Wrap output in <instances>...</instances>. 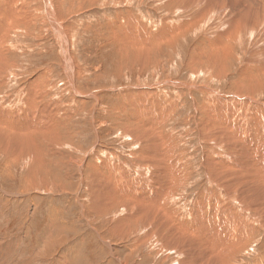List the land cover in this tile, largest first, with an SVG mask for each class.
<instances>
[{
	"label": "rangeland",
	"instance_id": "rangeland-1",
	"mask_svg": "<svg viewBox=\"0 0 264 264\" xmlns=\"http://www.w3.org/2000/svg\"><path fill=\"white\" fill-rule=\"evenodd\" d=\"M202 1L204 9L211 7L209 0ZM0 2V134L5 127L10 136L0 135V264H59L60 258L67 264H202L206 248L215 252L219 243L242 233L245 240L231 252L230 264H258L264 255V228L257 218L258 211L264 214L263 197L244 186V171L251 163L246 151L257 141L252 143L246 133L250 123L245 107L235 111L229 105L237 104L232 98L239 91L235 83L248 84L255 74L258 64L249 56L264 39V26H257L251 37L240 32L230 55L223 59L219 54L215 71L211 68L218 50L211 46L190 58L212 25H218L214 31L232 23L228 9H214L213 15L197 21L195 0ZM249 5L240 2L243 18ZM188 22L195 23L184 27ZM59 25L67 54L57 35ZM130 40L143 44L137 48L126 43ZM69 66L74 68L73 83ZM149 90L159 102L140 100L138 93ZM215 94L223 97L218 107ZM256 94L264 103V87ZM131 131L146 133L148 144L157 143L149 142L152 135L163 138L156 146L163 149L158 148V163L148 173L141 162L137 167L136 154L146 144L135 143ZM144 150L139 155L151 154V149ZM222 164H230L235 173ZM118 180L143 186L141 193L152 209H128L132 181L118 189ZM111 189L116 190L107 191ZM157 194L171 208L168 214L157 209ZM247 206L248 212L243 210ZM172 212L180 219L176 226L190 229L197 228L194 218L203 213V238L198 242L187 239L185 230L176 233L169 222ZM208 260L205 264L217 262L213 256Z\"/></svg>",
	"mask_w": 264,
	"mask_h": 264
},
{
	"label": "bare ground",
	"instance_id": "bare-ground-1",
	"mask_svg": "<svg viewBox=\"0 0 264 264\" xmlns=\"http://www.w3.org/2000/svg\"><path fill=\"white\" fill-rule=\"evenodd\" d=\"M46 2H49V0H45ZM191 1V0H190ZM248 2V1H250L251 2V5H249V7H250V11L248 12L249 13V15H248V17L247 18H243L242 17V14L239 12V10H240V2ZM180 2V1H179ZM187 2V1H186ZM205 2V1H204ZM1 3V2H0ZM9 3V2H8ZM202 3H203V1L202 0H195V2H193V5H194V7H193V10H195V11H199V13H200V16H199V19L197 20V21H200V20H203V19H206L207 17H209V16H211V14L214 12V9L216 10V9H218V10H220V11H223L224 12V10H226V9H228V10H230V15H231V17H232V20H230V23L231 24H228V22L227 23H225V24H223V25H221L220 24V27L218 28V29H216V30H214V31H212L214 28H216L215 26H213L212 25V29L210 30V28H209V30L210 31H208L209 33H207L209 36L208 37H206V40L204 41V39L201 41V44H202V46H197V47H194L193 48V51H192V56H191V60L193 59V58H195L197 55L200 57V56H202V54L204 53V51H205V49H206V47H207V45H209V46H211V49L213 50V51H215V50H218V52L216 51L214 54V56H213V66H212V68L211 69H213V70H215V68H216V66L218 67L219 65H220V63H221V56H219V54H221L222 55V57H223V59L224 58H226V57H228L229 55H230V51H231V45H232V40L234 39V38H236V37H240V32H241V36H243V37H248V36H253L256 32H257V29H256V27L257 28H259L260 27V29L261 28H263V26H264V0H209V3H210V5H211V7L209 8V9H204V5H202ZM206 3V2H205ZM26 4V3H25ZM55 5V4H54ZM219 7H218V6ZM245 5H246V3H245ZM247 5H248V3H247ZM21 6V5H20ZM242 6H244L243 5V3H242ZM188 7V6H187ZM245 7V6H244ZM17 9V8H16ZM189 9V8H188ZM245 9H247V8H245ZM19 10V9H18ZM52 11H54V10H52ZM244 10H242L241 12H243ZM222 12V13H223ZM24 13V12H23ZM52 13V12H51ZM245 13H247V12H245ZM221 14V13H220ZM227 14H228V11H227ZM252 16H251V15ZM34 15V14H33ZM51 15V14H50ZM127 15V14H126ZM213 15V14H212ZM1 16V15H0ZM49 16V15H48ZM53 16V15H52ZM51 16V17H52ZM132 16V15H131ZM222 16V15H221ZM226 16V15H225ZM124 17V16H123ZM223 17V16H222ZM229 17V16H228ZM27 18V17H26ZM53 18V17H52ZM23 19V18H22ZM234 19V20H233ZM127 20V19H126ZM125 20V21H126ZM225 20V19H224ZM53 21V20H52ZM54 21H56V20H54ZM129 21V20H128ZM137 21V20H136ZM196 21V22H197ZM226 21V20H225ZM229 21V20H228ZM234 21V22H233ZM9 23V21H7L6 20V23ZM1 23V22H0ZM56 23H57V21H56ZM195 22H188V23H186L185 25H184V27H189V26H192L193 24H194ZM59 24V23H58ZM129 24H131V23H129ZM1 25V24H0ZM9 25V24H8ZM7 25V26H8ZM61 25V24H60ZM58 26V29H59V33L57 34L58 35V38H60L59 39V41H61V42H63L64 43V50H65V52H66V54H67V52H68V47H67V41H66V35H65V33L64 32H61V30H62V28H61V26ZM231 25V26H230ZM140 26V25H139ZM209 26H211V25H209ZM1 27V26H0ZM141 27V26H140ZM6 28V27H5ZM143 28V27H142ZM172 28V27H171ZM174 28V27H173ZM130 29V28H129ZM134 29V28H133ZM176 29L177 30H179V27H177V28H175V33H176ZM264 29V28H263ZM164 30H166V28H163V31ZM5 31V30H4ZM129 31V30H128ZM2 32V31H1ZM112 32V31H111ZM115 33V32H114ZM174 33V30H172L171 31V33L170 34H173ZM259 33V32H258ZM257 33V34H258ZM206 34V35H207ZM110 35H112V34H110ZM130 35V34H129ZM114 36V35H113ZM256 37V36H255ZM0 38H2L1 36H0ZM147 38V37H146ZM253 38V37H252ZM3 39V38H2ZM68 39V38H67ZM247 39V38H246ZM251 39V38H250ZM259 39V38H258ZM69 40V39H68ZM123 40V39H122ZM133 40H134V38H133ZM239 40V39H238ZM137 41V40H136ZM141 41H144V40H141ZM250 41H252V40H250ZM259 41V40H258ZM207 42H208V44H207ZM245 42H246V40H245ZM244 42V43H245ZM126 43H129L131 46H134V47H140V46H142V42H134V41H132V40H130V41H127ZM243 43V42H242ZM141 44V45H140ZM136 45V46H135ZM244 45V44H243ZM120 46V45H119ZM249 46V45H248ZM251 46V45H250ZM68 48V49H67ZM143 47H141V49H142ZM252 48H253V46H252ZM252 48H250V49H252ZM126 49V48H125ZM125 49L123 50V51H125ZM210 49V50H211ZM248 52V51H247ZM121 54H122V51H121ZM120 54V55H121ZM247 54V53H246ZM251 54V53H250ZM249 55V54H248ZM247 55V56H248ZM63 57V56H62ZM69 57V56H68ZM212 57V56H211ZM251 57V58H250ZM64 58V57H63ZM249 58L251 59V62L253 63H257L258 65L256 66V68H255V70L254 69H252L253 71H255L254 73V75L251 77V79H250V81H249V83L248 84H245V83H243V82H240L239 80L237 81V83H235V86H237V89L239 90L238 91V93L237 94H235V95H232V98H233V102H235V103H237V104H232V103H230L231 105H229V106H232L234 109H235V111L236 110H239L240 109V107H241V105H243V107H245V112L244 113H246V116H248V118L249 119H247L248 121H247V125L250 123V125H249V128H248V130L246 131V133H248L249 134V138H250V140H251V142L253 143V138H255L256 139V141H257V143H256V145L255 146H250L249 148H247V151H246V155H248V159H250L251 160V163H250V165H248L247 166V168H246V171H244V172H246L245 173V177H246V181H247V183H245V187H246V189L248 190H251L252 192H254V194L256 195V193H259L260 194V196L262 195V197L263 198H261L260 197V199H262L263 200V203H264V103L261 101V100H258V99H256V92L260 89H263V87H264V39L259 43H257V44H255L254 45V50H253V53H252V55L251 56H249ZM70 60H68V62H69ZM247 61H249V60H247ZM246 62V61H245ZM69 63H72L71 61L69 62ZM69 63L67 64V65H69ZM71 65V64H70ZM251 66H253V65H251ZM249 66H247V67H245V69H244V72H247V68H248ZM208 68V67H207ZM73 67L72 66H69V71L71 72V75H69V77H70V79H71V82L73 83L74 82V80H72V74H73ZM215 71H217V70H215ZM240 73V72H239ZM70 74V73H69ZM242 77V76H241ZM38 78H40V76L38 77ZM1 84V83H0ZM204 88V87H203ZM204 91L206 92V93H210V94H214L215 92H212L211 90H209V89H207V88H204ZM151 93H154V91H152V90H149V91H142V92H139L138 93V97H140L141 99V101H145V100H147V99H150V101H155V102H159V99H157L156 98V96H155V94H152L151 95ZM207 95V100H209V101H211L212 100V96L211 95ZM76 95H79V96H82L81 94H79V93H76ZM217 95H220L219 93L217 94ZM216 94L214 95V96H216L215 98H213V100H214V102H217V107H218V105L219 104H221L222 102H223V97L221 98L220 96H217ZM83 97V96H82ZM85 97V96H84ZM225 98V97H224ZM229 99H231V97H229ZM29 101V100H28ZM231 101V100H230ZM30 102V101H29ZM155 102L153 103V105L155 104ZM226 102V101H225ZM147 103V102H146ZM25 104H27V103H25ZM29 105H34L33 104V102H32V104H29ZM224 105V104H223ZM28 106V105H27ZM206 106V105H205ZM220 106V105H219ZM228 106V105H227ZM227 106H226V108H227ZM24 107V106H23ZM50 107V108H49ZM48 108L49 109H51L52 107L51 106H49ZM157 107V106H156ZM224 107V106H223ZM45 108H46V106H45ZM158 108H159V105H158ZM232 108V109H233ZM31 109V108H30ZM32 109H33V107H32ZM145 109L147 110L148 109V107H145ZM150 109V108H149ZM201 109H206V107H201ZM231 109V110H232ZM29 110V109H28ZM46 110H48V109H46ZM142 110H144V109H142ZM145 110V111H146ZM197 110V109H196ZM207 110V109H206ZM228 110V109H227ZM22 111V110H21ZM20 111V112H21ZM33 111H34V109H33ZM38 111V110H37ZM43 111V110H42ZM50 111H52V110H50ZM55 111H56V109H55ZM219 111V110H218ZM230 111V110H229ZM228 111V112H229ZM234 111V110H233ZM243 111V110H242ZM29 112V111H28ZM36 112V111H35ZM220 112H222V111H220ZM261 112V113H260ZM15 113V112H14ZM25 113V112H24ZM39 113H40V111H39ZM44 113V112H43ZM43 113H42V116H43ZM46 113H48V112H46ZM51 113V112H50ZM204 113V112H203ZM214 113V112H213ZM212 113V114H213ZM219 113V112H218ZM260 113V114H259ZM33 114H34V112H33ZM58 114H59V112H58ZM209 114V113H208ZM211 114V113H210ZM224 114V113H223ZM22 114H20V116H21ZM40 115H41V113H40ZM48 116H49V114H47ZM225 115V114H224ZM228 115H229V113H228ZM227 115V116H228ZM8 116V115H7ZM9 116H11V115H9ZM18 116V115H17ZM16 116V117H17ZM25 116V115H24ZM37 116V115H36ZM52 116H53V114H52ZM58 116V115H57ZM56 116V117H57ZM231 116V115H230ZM239 116V115H238ZM15 117V116H14ZM19 117V116H18ZM40 117V116H39ZM46 117V116H45ZM50 117V116H49ZM59 117V116H58ZM207 117V116H206ZM209 117H210V115H209ZM216 117V116H215ZM240 117V116H239ZM242 117V116H241ZM6 118H8V117H6ZM25 118V117H24ZM37 118V117H36ZM47 118V117H46ZM213 118V117H212ZM226 118V117H225ZM9 119V118H8ZM12 119V118H11ZM59 119V118H58ZM237 119V118H236ZM245 119V118H244ZM17 120H18V118H17ZM17 120H15V121H17ZM19 120H20V118H19ZM30 120V119H29ZM52 121H53V117H52V119H51ZM55 120V119H54ZM57 120V119H56ZM60 120V119H59ZM205 120V119H204ZM203 120V121H204ZM212 120V119H211ZM229 120H231V119H229ZM240 120H241V118H240ZM239 120V121H240ZM12 121V120H11ZM42 121V120H41ZM214 121V120H213ZM220 121H222V120H220ZM219 121V122H220ZM19 122V121H18ZM36 122V121H35ZM208 122V121H207ZM229 122V121H228ZM245 122V121H244ZM215 123H217V120L215 121ZM214 123V124H215ZM230 123V122H229ZM239 123V122H238ZM206 124V123H205ZM208 124V123H207ZM3 125V124H2ZM15 125V124H14ZM230 125V124H229ZM237 125V124H236ZM240 125V124H239ZM214 126V125H213ZM225 126V125H224ZM227 126V125H226ZM246 126V125H245ZM3 127V126H2ZM8 127H11V126H8ZM7 127V128H8ZM13 127V126H12ZM11 127V128H12ZM207 127V126H206ZM210 127V126H209ZM216 127H218V126H216ZM228 127V126H227ZM226 127V128H227ZM248 127V126H247ZM1 128V127H0ZM22 128V127H21ZM46 128V127H45ZM44 128V129H45ZM237 128V127H236ZM17 129V128H16ZM32 129V128H31ZM212 128H210V130H211ZM241 129V128H240ZM247 129V128H246ZM2 130V129H1ZM4 130H7V129H5V127H4ZM3 130V132H1V134L2 133H6L5 131ZM11 130V129H10ZM205 130V129H204ZM208 130V129H207ZM206 130V131H207ZM209 130V131H210ZM227 130V129H226ZM237 130L239 131V129L237 128ZM14 131V130H13ZM215 131H217V130H215ZM223 131V130H222ZM244 131V130H243ZM16 132H18L17 130H16ZM15 132V133H16ZM138 133V134H136V133ZM135 132H133V131H131L130 132V134L132 135V137H133V139H134V141H135V143H145L146 145V147H143L145 150H144V152L145 151H147L148 149H151V154H144V153H142L143 155H139V150L142 152V150H143V148L142 147H140L138 150H137V156L140 158H138L139 159V162H138V165H137V167L139 166V164H140V162L142 163V164H140L142 167H143V169H145L146 168V172L148 173V169H149V167L151 166H154L155 164H157L158 163V160H157V158H159L160 156H161V153L159 154L157 151H158V148H159V150H161V152L163 151V149H162V146L160 145L159 147H156V146H158L160 143H161V141H163V138H159V137H157L156 135H152V136H150L151 137V140L149 141V142H152V141H154V140H157L156 142V144L155 143H151V144H148L147 143V140L145 141V139H146V136H147V134L146 133H144V134H142V135H140L139 134V132L138 131H135ZM232 132V131H231ZM206 133V132H205ZM225 133V132H224ZM240 133V132H239ZM0 134V135H1ZM7 135H8V133H6ZM5 134V135H6ZM12 134V133H11ZM215 134H217V133H215ZM247 134V135H248ZM201 135V134H200ZM207 135V134H206ZM229 135V134H228ZM9 136V135H8ZM7 136V137H8ZM10 137V136H9ZM15 137H16V135H15ZM14 137V138H15ZM201 137H203V136H201ZM213 137V136H212ZM220 137H221V135H220ZM13 138V137H12ZM206 138H208V137H206ZM228 138V137H227ZM233 138H234V136H233ZM9 139V138H8ZM235 139V138H234ZM15 140V139H14ZM209 140V139H208ZM227 140V139H226ZM236 140H238L237 138H236ZM249 140V141H250ZM218 141V140H217ZM228 141H230V140H228ZM240 141V140H239ZM222 142V141H221ZM220 142V143H221ZM225 142V141H224ZM231 142V141H230ZM235 142V141H234ZM244 142V141H243ZM216 143V142H215ZM235 143H237V142H235ZM235 143H233V144H235ZM247 143V142H246ZM228 145H229V143H227ZM226 143L224 144V145H227ZM140 145V144H139ZM212 145V144H211ZM215 145V144H214ZM252 145V144H251ZM239 146V145H238ZM225 147H227V146H225ZM230 147V146H229ZM237 147V146H236ZM243 147V146H242ZM245 147V146H244ZM247 147V146H246ZM217 148V147H216ZM229 150V149H228ZM231 150V149H230ZM239 151V150H238ZM243 151V150H242ZM222 152V151H221ZM225 152V151H224ZM227 152H229V151H227ZM244 152H245V150H244ZM237 153V152H236ZM239 153V152H238ZM224 154V153H223ZM225 154H226V152H225ZM228 155V154H227ZM229 156V155H228ZM233 156V155H232ZM235 156V155H234ZM242 156H243V154H242ZM221 158V157H220ZM232 158V157H231ZM237 158V157H236ZM235 158V159H236ZM234 159V158H233ZM207 160V159H206ZM226 160H227V158H226ZM229 160V159H228ZM246 160V159H245ZM143 161V162H142ZM205 162H207V161H205ZM213 162V161H212ZM211 162V163H212ZM236 162V161H235ZM100 163V162H99ZM233 163H234V161H233ZM247 163H248V161H247ZM86 164V163H85ZM84 164V165H85ZM100 164H102V163H100ZM107 164V163H106ZM88 165V164H87ZM133 164H131V167H134V168H136L135 166H132ZM205 165V164H204ZM107 166V165H106ZM112 166V165H111ZM115 166V165H114ZM120 166V165H119ZM222 166H223V164H222ZM101 167V166H100ZM110 167V166H109ZM113 167V166H112ZM224 167V169H227V170H234V169H232V167H230V164H229V166H223ZM120 168H124V165H121V167ZM119 167H117L116 166V169H118V173L119 172H123L122 171V169H120ZM164 168V167H163ZM98 169H99V166H98ZM103 169V168H102ZM102 169L100 170V171H102ZM142 169V168H141ZM140 169V170H141ZM93 170V169H92ZM110 170V169H109ZM151 170V169H150ZM158 170V169H157ZM163 169H161V171H162ZM219 170V169H218ZM238 170H239V165H238ZM113 171H114V169H113ZM156 170H154V172H155ZM99 172V171H98ZM146 173V174H147ZM152 173V172H151ZM176 173V172H175ZM222 173V172H221ZM231 173V172H230ZM233 173H235V170H234V172ZM94 174V173H93ZM96 174V173H95ZM107 174V173H106ZM110 174V173H109ZM116 174H117V172H115L114 173V175L116 176ZM161 174H163V173H161ZM241 174V173H240ZM243 174V173H242ZM112 175V174H111ZM126 175V174H125ZM151 175V174H150ZM156 174H154V176H155ZM217 175V174H216ZM226 175V174H225ZM224 175V176H225ZM93 176V175H92ZM110 176V175H109ZM153 176V175H152ZM165 176V175H164ZM176 176H178L177 175V173H176ZM238 176V175H237ZM100 177V176H99ZM124 177V176H123ZM241 177V176H240ZM105 178V177H104ZM134 178V177H133ZM152 178V177H151ZM217 178V177H216ZM223 178V177H222ZM235 178V177H234ZM112 179V178H111ZM156 179V178H155ZM160 179V178H159ZM241 179V178H240ZM109 180V179H108ZM107 180V181H108ZM117 180V179H116ZM125 180V179H124ZM124 180H122V182H120L119 180V184H118V189H121V188H123V189H126L127 188V186L129 185V183L132 181V185H133V189H132V193H133V198H132V202H130V203H128V206H126V207H128V209H129V207H130V209H134L135 207H137L138 209H152V208H148V206H147V203H149V202H146V200H145V196L143 195V193H141L142 192V188H143V186H142V188L140 189L138 186V184H136V182L134 181V180H130L129 182H127V183H125L124 182ZM139 180H141V179H139ZM166 180H167V178H166ZM171 180V179H170ZM174 180V179H173ZM223 180V179H222ZM232 180H233V178H232ZM243 180V179H242ZM115 181V180H114ZM143 181H144V179H143ZM159 181V180H158ZM158 181H157V183H158ZM161 181H162V179H161ZM149 182V181H148ZM167 182V181H166ZM28 184L29 183H31V182H27ZM111 183V182H110ZM116 183V182H115ZM140 183H142V181L140 182ZM147 183V182H146ZM156 183V184H157ZM161 183V182H160ZM163 183V182H162ZM165 183V182H164ZM112 184V183H111ZM151 184H152V182H151ZM159 184V183H158ZM242 184V183H241ZM30 185V184H29ZM96 185V184H95ZM236 185V184H235ZM31 186V185H30ZM107 186H109V184L107 185ZM243 186V187H244ZM95 186L93 185V188H94ZM153 187V186H152ZM151 187V188H152ZM226 187H228V186H226ZM92 187H91V193H93V189ZM155 188V187H154ZM216 188V187H215ZM229 188V187H228ZM233 188V187H232ZM240 188V187H239ZM149 189H150V187H149ZM153 189V188H152ZM163 189V188H162ZM242 189V188H241ZM116 189H111L110 191L109 190H107L108 192H114ZM225 190H227V189H225ZM240 190V189H239ZM245 190V189H244ZM95 191V190H94ZM157 191H159V190H157ZM166 191V190H165ZM238 191V190H237ZM236 191V192H237ZM250 191V192H251ZM107 192V193H108ZM124 192V191H123ZM144 192V191H143ZM156 192V191H155ZM214 192V191H213ZM121 193V192H120ZM127 193V192H126ZM131 193V194H132ZM159 193V192H158ZM212 193V192H211ZM239 193H240V191H239ZM244 193H245V191H244ZM146 194V193H145ZM214 194V193H213ZM241 194H243V192L241 193ZM240 194V195H241ZM247 194V193H246ZM153 195V194H152ZM235 195H236V193H235ZM240 195L238 194L237 196H239L238 198H240ZM207 196V195H206ZM253 196V195H252ZM152 197V196H151ZM230 197V196H229ZM229 197H227V199H229ZM115 198V197H114ZM126 198H128V197H126ZM157 202L158 203H156V206H157V209H160V211H163L165 214H168V212H169V210L167 211V209H171V208H169L168 206H167V204L165 205L164 204V202H163V198H162V194L161 195H158L157 194ZM205 198V197H204ZM245 198V197H244ZM100 199V198H99ZM237 199V198H236ZM243 199V198H242ZM246 199H247V197H246ZM230 200V199H229ZM235 199H232V201H234ZM100 201H101V199H100ZM168 201V200H167ZM201 201V200H200ZM199 201V202H200ZM241 201V200H240ZM255 201V200H254ZM253 201V202H254ZM256 202H257V200H256ZM255 202V203H256ZM99 203V202H98ZM167 203V202H166ZM229 203V202H228ZM227 203V204H228ZM235 203V202H234ZM238 204V203H237ZM240 205V204H239ZM242 205H243V203H242ZM248 205V204H247ZM250 205V204H249ZM253 205V204H252ZM201 206V205H200ZM199 206V207H200ZM227 207H225V209H231L230 208V206H228V205H226ZM244 206V205H243ZM251 206V205H250ZM254 206H259L258 204L257 205H254ZM234 207V206H233ZM232 207V208H233ZM246 207V206H245ZM243 208V210L245 209L247 212L249 211V209H251V207H249V206H247V208ZM196 208V207H195ZM222 208H224V206L222 207ZM258 208V207H257ZM204 209V208H203ZM234 209V208H233ZM236 209H240L239 207H236L235 208V210ZM242 209V208H241ZM259 209V208H258ZM200 210H201V208H200ZM221 210V209H220ZM234 210V211H235ZM260 210V209H259ZM130 211V210H129ZM232 211V210H231ZM256 211V210H255ZM158 212H159V210H158ZM201 212H203V211H201ZM226 212V211H225ZM228 212V211H227ZM134 213H135V211H134ZM133 213V214H134ZM204 213H205V211H204ZM230 213V212H229ZM235 213H236V211H235ZM234 213V214H235ZM258 213V215H260V216H257V218H259L260 219V221H261V223L259 224V226H261V227H263L264 228V214H263V212H262V210H260V211H258L257 212ZM159 214V213H158ZM165 214H163L164 216H165ZM199 214V213H198ZM247 214V213H246ZM135 215V214H134ZM133 215V216H134ZM202 215H203V213L202 214H200L199 215V217L198 218H200V219H198V218H194V224H195V227L197 226V228L195 229H190V228H184L183 226H181V225H179V226H176V223L180 220L179 218H175V215L173 214V212H172V215H170L169 217H170V223L171 224H173L174 226H175V228L177 229V231H176V233H178L179 234V232H181L182 233V231L183 230H185L186 232H188V235H187V239H194V240H196V241H200L203 237H202V235L204 236V233H200L199 232V229H201V221H204L203 219H204V217H202ZM210 215V214H209ZM229 215V214H228ZM244 215V214H243ZM137 216V215H136ZM146 216V215H145ZM144 216V217H145ZM160 216H161V214H160ZM195 216H196V214H195ZM238 216V215H237ZM241 216H242V214H241ZM131 217V216H130ZM143 217V218H144ZM148 217H149V215H148ZM163 217V216H162ZM193 217V216H192ZM232 217H233V215H232ZM256 217V216H255ZM254 217V218H255ZM134 218V217H133ZM167 218V217H166ZM236 218V217H235ZM240 218V217H239ZM256 218V219H257ZM142 219V218H141ZM141 219H140V221H141ZM150 219V218H149ZM148 219V220H149ZM153 219V218H152ZM245 219V218H244ZM121 220V219H120ZM160 220V219H159ZM158 220V221H159ZM163 220H164V218H163ZM223 220H224V218H223ZM233 220V219H232ZM236 220V219H235ZM247 220V219H246ZM211 221V220H210ZM243 219H242V222L241 223H243ZM137 222V221H136ZM144 222V221H143ZM166 222V221H165ZM239 222V221H238ZM257 222V221H256ZM159 223H160V221H159ZM251 223V222H250ZM262 223H263V225H262ZM119 224V223H118ZM163 224H165V223H163ZM166 224H168V223H166ZM232 224V223H231ZM258 224V223H257ZM155 225V224H154ZM238 225H239V223H238ZM241 225V224H240ZM239 225V226H240ZM251 225V224H250ZM164 226V225H163ZM244 226H245V224H244ZM247 226V225H246ZM252 227V226H251ZM229 228V227H228ZM231 228V227H230ZM241 228V227H240ZM245 228V227H244ZM161 229V228H160ZM232 229V228H231ZM237 229V228H236ZM206 230V229H205ZM239 230V229H238ZM229 231H231V230H229ZM236 231V230H235ZM243 231V230H242ZM167 232V231H166ZM212 232H213V230H212ZM238 232H240V231H238ZM249 232H251V229H250V231ZM173 233V232H172ZM229 233V232H228ZM237 233V232H236ZM245 233V232H244ZM247 233V232H246ZM183 234V233H182ZM211 234V233H210ZM209 234V235H210ZM239 234V233H238ZM237 234V235H238ZM186 237V236H185ZM178 238V237H177ZM220 238V237H219ZM182 239V238H181ZM187 239L185 240V241H187ZM207 239V238H206ZM183 240V239H182ZM204 240V239H203ZM223 240V239H222ZM244 240H245V238H244V235H243V233L242 234H240V235H238V236H236L235 235V238L234 237H232V238H229V239H227V240H224V241H222V243H219L218 245L219 246H217L218 248L216 249V251L214 252V250H212V249H209V247L208 248H206V252L204 251V253H202V255L203 256H205V258H203V260H201V263L203 262L204 264L205 263H208L209 262V260H208V258H210V256H213V257H216L217 258V262H216V260H215V262H213V264H230V261H231V252H233L235 249H237V247H239L241 244H243V242H244ZM205 241V240H204ZM210 242V241H209ZM191 243V242H190ZM213 243H215V240H214V242ZM177 244V243H176ZM173 245V244H172ZM214 245V244H213ZM186 251V250H185ZM182 259H184V258H182ZM179 261V260H178ZM200 261V260H199ZM175 262H177V261H175ZM181 262V261H180ZM212 262V261H211ZM200 263V262H199ZM202 263V264H203ZM59 264H67L66 262H64L61 258H60V260H59ZM255 264V263H254ZM258 264H264V255H263V258H262V260L260 261V262H258Z\"/></svg>",
	"mask_w": 264,
	"mask_h": 264
}]
</instances>
